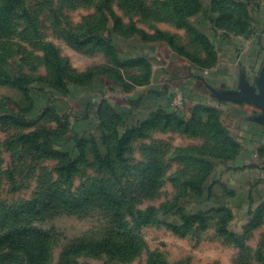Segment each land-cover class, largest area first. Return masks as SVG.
<instances>
[{
  "label": "rangeland",
  "instance_id": "1",
  "mask_svg": "<svg viewBox=\"0 0 264 264\" xmlns=\"http://www.w3.org/2000/svg\"><path fill=\"white\" fill-rule=\"evenodd\" d=\"M260 62L264 0H0V264H264V162L179 88Z\"/></svg>",
  "mask_w": 264,
  "mask_h": 264
},
{
  "label": "crops",
  "instance_id": "2",
  "mask_svg": "<svg viewBox=\"0 0 264 264\" xmlns=\"http://www.w3.org/2000/svg\"><path fill=\"white\" fill-rule=\"evenodd\" d=\"M254 66L255 64H252L250 68L247 66L242 68L241 72L238 74L236 84L225 83L224 80H218L216 78H204L201 80L188 78L184 80L183 83L179 84V88H182L185 92L194 94L200 101L203 100L207 102L201 103L204 107H208L209 105L210 108H218V106L215 107L209 104V98L214 99L219 104L227 103L231 105L230 107H233L234 111H232L230 119L233 123L235 121L241 124L244 145L236 138H233L232 135L230 136L229 128L222 123L221 119L219 120V127H222L233 142L237 143L239 146L237 153L233 154L228 159L231 163H239L237 167L244 166L242 165L243 156L240 157L243 149L253 152L246 157L244 156V158L251 159L254 155V159L264 162V108L260 103L250 98H221L220 95L229 94L235 96L241 94L242 96H248L253 94L255 97H264V62H260L254 77H250V72L253 70L251 68ZM247 107H249L251 111H249ZM247 167L255 169L257 171L256 173L259 172V166L255 162L248 164Z\"/></svg>",
  "mask_w": 264,
  "mask_h": 264
},
{
  "label": "water",
  "instance_id": "3",
  "mask_svg": "<svg viewBox=\"0 0 264 264\" xmlns=\"http://www.w3.org/2000/svg\"><path fill=\"white\" fill-rule=\"evenodd\" d=\"M221 98H232V99H253L256 102L260 103L261 106L264 108V97H255L253 94L242 96L241 94L231 96L229 94H221Z\"/></svg>",
  "mask_w": 264,
  "mask_h": 264
}]
</instances>
